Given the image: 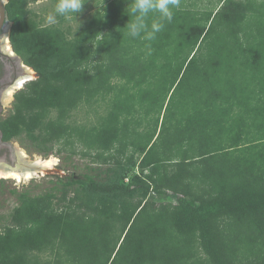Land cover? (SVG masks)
Segmentation results:
<instances>
[{"label": "trees", "instance_id": "trees-1", "mask_svg": "<svg viewBox=\"0 0 264 264\" xmlns=\"http://www.w3.org/2000/svg\"><path fill=\"white\" fill-rule=\"evenodd\" d=\"M130 3L104 0L71 38L59 25L44 27L58 57L30 53L39 77L16 93L3 133L25 144L27 132L45 156L77 154L84 142L80 154L102 163L140 157L149 180L89 181L83 197L59 199L66 207L47 196L28 199L0 232V264H264V1L219 0L218 12H206L180 0L151 41L127 34ZM220 14L221 26L234 27L228 35L212 34ZM255 14L261 22L252 34ZM234 42L247 56L221 65L217 79L216 69L207 72L217 57L203 51L213 44L219 57ZM195 67L198 88L188 90L183 82ZM252 77L256 89L243 83ZM160 80L164 95L159 107L151 102L149 126L139 107ZM99 99L108 111L96 124L69 121L74 109ZM169 191L183 195L179 205L147 199Z\"/></svg>", "mask_w": 264, "mask_h": 264}, {"label": "rangeland", "instance_id": "rangeland-1", "mask_svg": "<svg viewBox=\"0 0 264 264\" xmlns=\"http://www.w3.org/2000/svg\"><path fill=\"white\" fill-rule=\"evenodd\" d=\"M6 6L10 14V20L12 21L11 24V31H10V42L14 48V50L20 54L24 62L28 65L27 61L30 59V53H32L33 49L37 48L40 52L42 51L46 56V62L51 60H55L58 57V51L56 46L54 47L51 43V37L48 36V32L44 30V27L49 25H59L62 29L70 30L68 37L71 38L75 35L76 31L79 30L82 26L86 24L87 19L90 15L96 11L101 5H103V0H88V2L84 5L83 11L78 14L77 19L72 18L71 20H67L63 17H57L54 23H51L47 20V16L54 11V4L55 0H6ZM192 3H195L196 9L205 10H216L218 12L219 8V0H189ZM224 0H221V3ZM240 1V0H235ZM264 0H256V3H260ZM97 8H96V5ZM221 7V6H220ZM229 13L228 9H223L222 15H226ZM203 17L206 16V13L200 14ZM253 16V15H252ZM254 18L257 19V22H252L253 26L249 27V30L252 31V34H256L258 31L259 23L258 22L260 17H257L255 14ZM254 19V20H256ZM22 20L23 22H19ZM249 22L251 19H248ZM245 23V21H244ZM223 24V23H222ZM228 24H224L221 26V14L217 18V22L215 27L212 30V34H218L223 36L224 34L229 33L230 28H234L232 26H227ZM66 31V30H64ZM236 37H233L231 34L229 39L232 41L235 40ZM211 42V41H209ZM208 44H211L209 43ZM235 43V44H234ZM231 43V48L221 50V55L218 57L216 52L213 49V44L208 45L205 47L203 51V55H209L210 51H213L214 57H217V62H213L211 66L214 70L207 69L208 73H213L216 69L217 72V79L221 78V65L224 67L222 70L229 65H241V60L244 55L247 56L245 52L240 49V45L238 46L236 42ZM221 46V45H220ZM211 48V49H210ZM56 49V50H55ZM232 55V57H231ZM245 56V57H246ZM30 66V65H29ZM33 68L32 66H30ZM202 67V66H201ZM186 79L183 82V85H187V88L191 87L193 90L198 88V83L196 81L197 75L194 71L198 69L190 68ZM225 72H223L224 74ZM31 74V75H30ZM31 76L32 80L37 79L39 77V73L37 70L33 68L29 74L25 76ZM243 76H238L241 79ZM216 79V78H215ZM253 81H252V80ZM249 82L243 81V83H248L253 89L257 88V83L255 77H252ZM217 81V80H216ZM214 80V84L217 87L219 83ZM29 83V82H27ZM27 83L23 85V87L19 89H15L13 93V97L10 100L11 102L5 107L4 112L0 116V127L3 132L4 121L6 118L12 113L13 111V104L15 100V95L18 91L25 88ZM154 86V96L152 94V98L148 100V102L144 105L139 107L140 116L145 117L144 120L148 122L150 126L153 123L152 118V107L151 102L154 100L155 105L159 107V99L162 97L163 94V82L162 80L157 81V84ZM199 87L203 90L200 92L199 95H205L204 99L207 95H209V91L204 92L205 90V83L201 80ZM159 89V90H158ZM241 92L239 94L240 98H243L242 88L238 90ZM178 92H185L179 89ZM188 93V92H187ZM109 96V95H108ZM188 94L185 95H176V97L180 98L186 97ZM159 97V98H156ZM158 99V100H157ZM178 99L175 100V103L178 102ZM107 99H99L93 104H81L80 107L74 109L71 114L69 121L72 123L78 124H85L86 126L94 125L98 122V118L101 115H105L108 111ZM192 109V108H190ZM150 110V111H148ZM57 113L56 110H53L51 113L55 115ZM148 113L150 114L149 116ZM50 116V115H49ZM154 117V116H153ZM169 122V121H168ZM134 130V129H133ZM4 134V133H3ZM25 144H22L17 138H13V141L18 142L25 150L33 155L34 153L39 154L41 156H45L44 153H39L33 148L30 144L31 140L30 135L26 132L25 133ZM140 137V136H138ZM145 138V137H143ZM5 139V138H4ZM78 153H57L53 152L49 155H54L59 164L54 169L48 170L43 176L39 178H32L26 182H18L15 179L10 178H0V232L5 231L7 225L11 223L13 215L15 214L16 209L22 205L23 202L27 201L33 197L39 196H47L52 198L54 201V206L56 208L61 206H67V202H61V199L65 193L68 194V198H72L75 195H85L87 193V183L89 181H99L104 183H118V182H131L133 180L139 181L142 183L145 180H149V176L151 173V169L142 168L139 165V158L136 160L129 162L127 159L123 161V165H114V164H106L102 163L98 158L93 156H84L80 154V152L85 150V143H79L77 146ZM22 150V149H21ZM23 151V150H22ZM24 154V153H23ZM35 154V155H36ZM48 155V156H49ZM140 192L143 191L142 188L139 190ZM139 193V192H138ZM149 200L160 202H169L174 203L175 205L180 204V199H183V195L178 193H173L169 191L167 194L159 195L157 193H150L147 197ZM68 200V199H67ZM63 205V206H62ZM114 233L112 236H115ZM39 257L43 260L47 259L51 255L50 252H37ZM103 257V254L100 255V261ZM98 261L97 263H100ZM75 264H79L74 262ZM95 264V263H94Z\"/></svg>", "mask_w": 264, "mask_h": 264}, {"label": "clouds", "instance_id": "clouds-1", "mask_svg": "<svg viewBox=\"0 0 264 264\" xmlns=\"http://www.w3.org/2000/svg\"><path fill=\"white\" fill-rule=\"evenodd\" d=\"M87 2L88 0H55L54 11L47 16V20L54 23L57 17L77 19ZM102 7L104 8V0ZM179 7L180 0H131L126 9L131 17L125 27L127 34L132 38L154 40L156 34L163 29L164 22H171L173 19V9ZM150 14H158V19H152L149 23Z\"/></svg>", "mask_w": 264, "mask_h": 264}, {"label": "flooded vegetation", "instance_id": "flooded-vegetation-1", "mask_svg": "<svg viewBox=\"0 0 264 264\" xmlns=\"http://www.w3.org/2000/svg\"><path fill=\"white\" fill-rule=\"evenodd\" d=\"M7 1L3 0L4 17L0 8V116L5 107L11 102L10 92L15 90L19 81L29 74L30 70L23 57L18 54L11 42L10 31L12 21L6 6ZM32 80V79H31ZM29 80L28 82H30ZM13 140L4 139V134L0 127V157L5 156L7 160L12 159V148L7 144Z\"/></svg>", "mask_w": 264, "mask_h": 264}, {"label": "bare ground", "instance_id": "bare-ground-1", "mask_svg": "<svg viewBox=\"0 0 264 264\" xmlns=\"http://www.w3.org/2000/svg\"><path fill=\"white\" fill-rule=\"evenodd\" d=\"M28 69L30 70V72L33 71V68H31L30 66H28ZM30 75L21 79L19 81V84L16 86V89L23 87V85L26 82L31 80L30 78L32 77ZM14 91L15 90H11L9 97L10 99H12ZM18 151L21 155L25 157V159H30L29 162L33 163L35 167L33 169L21 170V169H6L5 167L0 166V178H10V179H15L18 182H26L31 180L32 178H39L43 176L48 170L54 169L59 164L58 159L54 155H49V156H41L39 154L29 155V153L22 147H19Z\"/></svg>", "mask_w": 264, "mask_h": 264}, {"label": "water", "instance_id": "water-1", "mask_svg": "<svg viewBox=\"0 0 264 264\" xmlns=\"http://www.w3.org/2000/svg\"><path fill=\"white\" fill-rule=\"evenodd\" d=\"M0 8H1L2 16L4 17V11H5L4 9L5 8H4L3 0H0ZM7 144L9 146H11V148H12V151H13L12 152V159H11V161H9L6 159L5 156H1L0 157V166L1 167H5L6 169H21V170L33 169L35 167V165L33 163L29 162L30 159H25V157L19 153V151H18L19 147H22V146L18 142L10 141V142H7ZM35 154L36 153H34L33 155H35ZM29 155H31V154H29ZM18 163L21 165H19Z\"/></svg>", "mask_w": 264, "mask_h": 264}, {"label": "crops", "instance_id": "crops-1", "mask_svg": "<svg viewBox=\"0 0 264 264\" xmlns=\"http://www.w3.org/2000/svg\"><path fill=\"white\" fill-rule=\"evenodd\" d=\"M174 193V192H173Z\"/></svg>", "mask_w": 264, "mask_h": 264}]
</instances>
